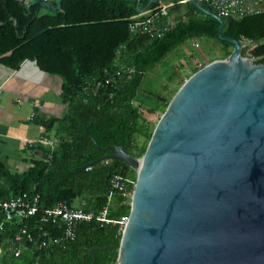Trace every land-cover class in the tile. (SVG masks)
<instances>
[{
    "label": "trees",
    "instance_id": "obj_1",
    "mask_svg": "<svg viewBox=\"0 0 264 264\" xmlns=\"http://www.w3.org/2000/svg\"><path fill=\"white\" fill-rule=\"evenodd\" d=\"M150 1L142 0L140 10ZM183 1L159 0L141 13L136 9L137 0H62L59 10L46 6L45 0H0V65L15 71L25 61H33L41 71L61 77L62 100L69 107L61 118L43 120L35 114L33 119L50 136L56 128L52 137L57 148L51 158L48 149L38 146L32 166L16 173L0 161V201L24 193L39 196L36 216L24 220L0 217V223L4 220L0 264H113L117 260L122 238L119 226L96 221L79 224L76 239L65 246L42 247L44 233L49 239L64 233L59 223L43 222L44 212L60 203L74 207L76 200L84 202L80 208L93 212L110 204L111 177L122 172L126 177L131 168L123 171L125 164L117 166L116 161L105 165L102 158L113 153L105 150L125 147L129 141L128 152L135 155L133 152L140 151L134 137L142 134L138 125L142 112L146 107L151 113L165 112L169 105L159 93L149 100L138 97L148 71L191 37L216 40L222 46L223 58L232 54L234 46L218 36L220 22ZM51 4L57 7L59 0ZM170 5L163 22L171 19L172 25L161 38L131 32L134 21ZM202 5L217 14L208 4ZM223 19L222 35L240 42L252 40L255 45L250 55L256 63L264 64V11ZM245 53L242 50L243 56ZM117 59L136 73L106 94L87 96L89 84L114 75ZM149 136L151 139L152 134ZM132 180L136 184L137 176ZM129 186L134 190L133 183ZM122 202L116 199L111 219L130 215L131 205ZM23 229L33 241L29 242L27 235L16 244L22 249L16 257L12 248ZM107 246L113 248L96 249Z\"/></svg>",
    "mask_w": 264,
    "mask_h": 264
},
{
    "label": "water",
    "instance_id": "obj_2",
    "mask_svg": "<svg viewBox=\"0 0 264 264\" xmlns=\"http://www.w3.org/2000/svg\"><path fill=\"white\" fill-rule=\"evenodd\" d=\"M141 1L145 13L159 0L140 10ZM190 3L220 22L233 52L185 81L142 158L129 141L105 150L113 153L102 160L137 173L113 264H264V64L222 35L221 16Z\"/></svg>",
    "mask_w": 264,
    "mask_h": 264
},
{
    "label": "built area",
    "instance_id": "obj_3",
    "mask_svg": "<svg viewBox=\"0 0 264 264\" xmlns=\"http://www.w3.org/2000/svg\"><path fill=\"white\" fill-rule=\"evenodd\" d=\"M200 4H208L212 7L219 16L232 17V18H242L246 15L253 14L255 12L264 11V0H256L260 4V8H253L251 0H195ZM190 2V0H185L183 3ZM170 6L163 7L160 11L146 16L144 19H139L134 21L130 30L133 34H138L139 32H145L151 36L161 38L166 31L172 25V20L169 19L168 23L164 24L163 19L165 18V12ZM243 42H246L243 44ZM242 50H251L254 48L255 43L252 40L242 41ZM198 47V44L195 45ZM116 71L113 76L107 78L105 81L94 82L89 84L85 92L87 96H99L101 94H106L110 92V89H116L118 83L121 80H130V78L136 73L134 68L127 67L126 64L122 63L120 60L115 62ZM204 68V67H203ZM201 70L200 68H198ZM113 96V93H111ZM35 118V114L31 115V120ZM38 146H42L49 150V158L52 157L53 152L57 148L56 140L54 137L50 136L45 132L38 140H31L28 142V149L34 153ZM113 160L106 159L105 165H110ZM91 170V167L88 168ZM128 179L123 176V174H114L110 179V204L104 206L100 211H85L83 208L70 207L65 203H60L54 208L46 209L44 212L43 222L49 223H59L64 233L61 237H51L48 238L47 233H44L43 240L41 241L42 247H61L66 244L73 242L76 239V228L82 223L98 222L102 225H118L119 232L122 235L128 222L129 216H123L118 220L111 219L109 217L111 210V202L113 199L121 198L123 200L122 205H131L133 190L130 189ZM39 196H31L28 193H24L18 197L10 199L8 201H0V217L4 220H9L12 218H18L20 220L29 219L34 217L39 212ZM4 220L0 223V231L4 228ZM28 235L29 242L33 241V238L27 233L25 229L22 230L21 234L17 237L16 243L12 248L16 257L21 256L22 249L17 247L16 244L23 242L24 237Z\"/></svg>",
    "mask_w": 264,
    "mask_h": 264
},
{
    "label": "crops",
    "instance_id": "obj_4",
    "mask_svg": "<svg viewBox=\"0 0 264 264\" xmlns=\"http://www.w3.org/2000/svg\"><path fill=\"white\" fill-rule=\"evenodd\" d=\"M45 1L51 4L53 0ZM251 1L253 8L261 7L256 0ZM62 86L61 77L41 71L36 62L25 61L15 71L0 65V161L8 169L16 173L32 166L34 155L28 142L38 140L46 132L31 120L32 114L49 120L68 112L69 107L62 100Z\"/></svg>",
    "mask_w": 264,
    "mask_h": 264
},
{
    "label": "rangeland",
    "instance_id": "obj_5",
    "mask_svg": "<svg viewBox=\"0 0 264 264\" xmlns=\"http://www.w3.org/2000/svg\"><path fill=\"white\" fill-rule=\"evenodd\" d=\"M244 43L246 42H243V44ZM197 44L198 47L195 46ZM244 56L252 58L248 49ZM222 58V46L216 40H209L207 37H191L184 44L171 52L161 63L157 64L146 73L144 82L139 89L138 97L142 95L145 99L149 100L153 95L159 93L165 102L170 103L185 81L194 74L196 68L201 69L211 62ZM143 97H141V99ZM135 104L137 103L135 102ZM163 114L164 111L161 109L151 113L147 107L142 112V117L138 121L142 134H138L134 137L136 146L140 151H135L133 153L138 158H142L143 154L146 152L150 142V136L148 137V135H153ZM134 175L137 176V173L135 170L131 169V172L126 178L135 186V182L132 180ZM83 203L82 200H76L74 202V207L80 208ZM115 204L116 199H113L111 207Z\"/></svg>",
    "mask_w": 264,
    "mask_h": 264
},
{
    "label": "flooded vegetation",
    "instance_id": "obj_6",
    "mask_svg": "<svg viewBox=\"0 0 264 264\" xmlns=\"http://www.w3.org/2000/svg\"><path fill=\"white\" fill-rule=\"evenodd\" d=\"M124 170H126V167H125V166H123V171H124ZM122 174H124V172H122Z\"/></svg>",
    "mask_w": 264,
    "mask_h": 264
}]
</instances>
